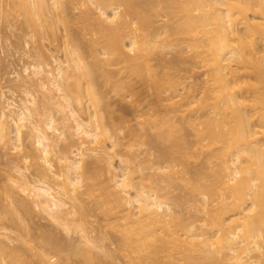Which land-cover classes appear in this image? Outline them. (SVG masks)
<instances>
[{
	"label": "bare ground",
	"instance_id": "bare-ground-1",
	"mask_svg": "<svg viewBox=\"0 0 264 264\" xmlns=\"http://www.w3.org/2000/svg\"><path fill=\"white\" fill-rule=\"evenodd\" d=\"M80 1L0 0L4 263L264 264V0Z\"/></svg>",
	"mask_w": 264,
	"mask_h": 264
},
{
	"label": "rangeland",
	"instance_id": "rangeland-1",
	"mask_svg": "<svg viewBox=\"0 0 264 264\" xmlns=\"http://www.w3.org/2000/svg\"><path fill=\"white\" fill-rule=\"evenodd\" d=\"M82 1H83V0H81L80 2H82ZM0 29H2V28H0ZM8 30H9V31H8ZM8 30H5V28H4V31H1V30H0V34H1V35H0V47H1V53H0V54H2V56H4V55H5V56H9V53H10V54L13 53V54H14V57H15L16 53H14V52L12 51V49H13V48H11L12 45L9 44V43H12L11 40L14 39L15 36H13L12 33H10V29H8ZM6 31H7V32H6ZM3 32H6V33H3ZM7 33H8V34H7ZM3 34H5V35L3 36ZM9 34H11V35L13 36V38H12ZM1 36H2V37H1ZM9 36H10V37H9ZM5 37H6V38H5ZM5 39H6V40H5ZM9 39H11L10 42L8 41ZM14 40H15V39H14ZM14 40H13V41H14ZM10 51H11V52H10ZM13 54H12V57H10L11 55H10L9 57H10V59H13V60H14ZM172 55H174V51H172V50H171V51L169 50V51L165 52V58H166V59H170V58L172 59V58H173V57H171ZM16 56H17V55H16ZM9 57H8V58H9ZM17 57H18V56H17ZM16 61H17V58L14 60V62L16 63ZM18 63H19V62L17 61L16 66H15V64L13 63L14 66H11V65H12V64H11V65H10L11 67H7V68H5V70H4V71H5V72H4L5 74L3 73V78L7 77V83L5 82L6 80H3V79H2V80H3V83H2L3 85H5V84H9V83H10V81L8 82V80H9L10 78H12V77H11V76H12V75H11V72H12L13 70H18V69H20V67H21L20 64L22 65V63H19V64H18ZM186 65H187V64H184V65H182V67L185 68ZM14 68H15V69H14ZM7 69H8V70H7ZM185 71H186V70H181L182 73H185ZM6 74H7V76H6ZM4 75H5V76H4ZM8 75L10 76V78H8ZM2 80H1V81H2ZM4 82H5V84H4ZM100 89H101V92H102L105 96L103 95V99H102V102H101V104H102L101 106H102V107L100 106L101 109H100L99 112H101L103 116H104V115H105V116H111V118H106V117L104 116L106 119L114 121L115 118H117V117L119 118V115H118V114H119V111H121V110L123 111L124 115H125L127 118H131V113H130L131 111L129 110V108H128V106H127L128 104H127L126 102H124V103H120L121 100L117 97L115 91L112 92L113 90H112V88H110V86H108V85H107V87H106V86H103V87H101ZM112 93H113V94H112ZM17 95H18V93H17L15 96H17ZM121 102H122V101H121ZM121 104H123V105H122L123 107H121ZM121 108H122V109H121ZM112 112H113V113H112ZM107 113H108V114L111 113V114L108 115ZM116 115H117V117H116ZM113 116H114V117H113ZM116 120H117V121H116ZM116 120H115L114 122H117V123H118L119 120H118V119H116ZM26 128H27V127H26ZM26 128H24V130H25ZM24 130H23V132H24ZM25 131H26V130H25ZM24 136H25V134H24ZM25 137H26V136H25ZM25 140H26V138H25ZM24 142H26V141H24ZM5 160H7L6 157L0 155V172H1V173H0V181H1L0 183H5V178H6L5 175H8L7 172H6V171H7V170H6V169H7V168H6V167H7L6 165H7V164H5V162H6ZM4 165H5V166H4ZM4 167H5L6 169H5ZM3 169H5V170H3ZM10 174H11V173H10ZM11 175H12V174H11ZM4 193H5V192H4ZM4 193H3V194H0V199H1V200H0V201H1V202H0V204H1V205H0V211H1V210H4V211H1V214H0V264H5L4 261L8 259V258H6V256H7L6 254L8 253V255H9L10 252H8V251H9V250L12 251V248H10V247L8 246V244H9V245L11 244V246H12V245H14V246L17 245L18 248H15V249H14L15 251H16V249H17L18 253H19V251H20V253H19L20 255H22V254L25 255V253H27L26 255L29 256L30 249L27 250V251L25 250V249H28V248H27V247L25 246V244H24L25 241H24V240H22V241H24V242L21 241V238H22V237H23V239L26 238V240H27L26 242L28 243V244L26 243L27 246H29V245L32 246L33 243L38 245V243H40V242L37 240V239H39V237L37 238V236H41V235H39L40 233L38 234V232H37V231H38V230H37V229H38V225H37V224H39V223H40V224L42 223L43 225H44V224H48L47 226H45V225H44V226H45L46 228H47V227H48V228H53V226H52V222H51L50 220H48V219L46 220L45 218H42V217H39V218H38V217H35V219H34L33 221H32V220L29 221L28 223L31 224V227H29V228H28V227L26 228V226H24V225H23V227H22V224H20L21 226L19 225V227H20V228H19V227H18V224L20 223V222H18L19 219L17 220V223H18V224L16 223V219H15V220H14V221H15L14 223L17 224V229H19V231H17V232H19V235H20V237H18V238L15 237V235H16V233H17V232H16L17 229L15 228L16 225L13 223V221L11 220V218H10V219L8 218V217H9V214L7 215V217L4 218V216H5V215H4V212H6L5 209H7V208H5L4 206H6V205H7V202H8V200L6 199L7 197L5 196L6 194L4 195ZM3 197H6V198H5L6 201L4 200L5 203L2 202V201H3V199H2ZM2 205H4V206L2 207ZM3 208H5V209H3ZM6 214H7V213H6ZM1 216H3V217H1ZM4 219H5V220H4ZM9 220H10V221H9ZM38 222H39V223H38ZM11 223L14 224L15 227H12L13 225H11ZM30 224H28V226H30ZM35 224H36V225H35ZM34 225H35V226H34ZM4 226H8L9 229L7 230V229L3 228ZM10 227L15 228V231H13V229L11 230ZM24 227H25V230L23 229ZM32 227H33V229H32ZM30 228H31L32 230H31ZM40 228H41V227H40ZM26 229H27V230L30 229L31 231H30V232H27ZM41 229H42V228H41ZM41 229H40V230H41ZM9 230H10V231H9ZM11 231H12V232H11ZM25 231H26V232H25ZM9 232H10L11 235L9 234ZM13 232H14L15 234H14ZM39 232H40V231H39ZM6 233L9 234L11 237L8 238ZM28 233H30V235H29ZM34 233H35V234H34ZM12 234H13V235H12ZM26 234H27V235H26ZM36 234H37V235H36ZM21 235H23V236L21 237ZM28 237H29V238H28ZM31 237H32L33 239H35V241L37 240L38 242L36 243L35 241H33V242L31 241V242H32V245H31L30 242H28L29 239L31 240ZM35 237H36V238H35ZM11 238H12V239H11ZM16 238L19 239V240H17ZM33 239H32V240H33ZM39 240L41 241V238H40ZM13 241H14V242H17V243H14ZM20 241L23 243V246L21 245L22 243H21ZM109 241H110L109 239H108V240L105 239V240H104L103 242H101V243L103 244V246L105 245L106 248L113 249V247H115V244H114V246H113L112 241H111V242H109ZM4 242H7V246H6V243H4ZM20 243H21V244H20ZM104 243H105V244H104ZM19 244H20V245H19ZM111 244H112V245H111ZM20 246H22V247L25 246V247H26V248H25V247L23 248V250L25 251V253H24V251H22V249L19 248ZM33 246H34V245H33ZM35 246H36V245H35ZM22 247H21V248H22ZM9 248H10V249H9ZM8 249H9V250H8ZM95 250H96V249H95ZM95 250H94V252H95ZM98 250H99V249H98ZM15 251H14V254L17 252V251L15 252ZM28 251H29V252H28ZM47 252H49V251L46 250L45 253L48 254ZM97 252H98V253H97ZM99 252H100V253H99ZM102 252H103V251L99 250V251H96L95 253H97L98 255H100V257L103 258L106 254L104 255V253L102 254ZM18 253H16V254H18ZM68 253H69V252H68ZM70 253H72V252H70ZM70 253H69V254H70ZM10 254H11L12 256L14 255L13 253H10ZM19 254H18V255H19ZM20 255H19V256H20ZM48 255H49V254H48ZM50 255L52 256V254H50ZM73 255H74V254H73ZM102 255H103V256H102ZM9 256H10V255H9ZM74 256H75V257H73L72 254H71V258H72V259H75V260H74V261H73V260H72V261L70 260L71 262H69V264H76L77 261H78L77 264H83V262H82V258L80 259V256H79V257H78V255H77V256L74 255ZM106 256H107V255H106ZM106 256H105L103 259L105 260V262L107 261L108 264H124V263H125V261H124V259H123V256L120 255L119 252H118V254H117V253H114V256H107V257H106ZM121 256H122V257H121ZM20 257H21V256H20ZM47 257H48V256H47ZM49 257H50V256H49ZM76 257H78V259H77ZM112 257H113V259H111ZM16 258H18V257H16ZM76 259H77V261H76ZM114 259H115V261H114ZM54 260H57V259L55 258ZM58 260H59V259H58ZM64 260L66 261V258H64V259L61 258V264H68V262H67L68 260L66 261L67 263H65ZM104 260H103V261H104ZM111 260H112L113 262H116V263H113ZM59 261H60V260H59ZM5 262H6V261H5ZM80 262H81V263H80ZM105 262H104V263H105ZM107 263H105V264H107Z\"/></svg>",
	"mask_w": 264,
	"mask_h": 264
}]
</instances>
